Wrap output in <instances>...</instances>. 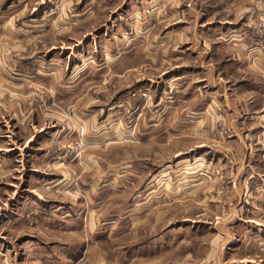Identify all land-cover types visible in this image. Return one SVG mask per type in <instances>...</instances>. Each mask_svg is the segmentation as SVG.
Here are the masks:
<instances>
[{
    "label": "rangeland",
    "instance_id": "374dc122",
    "mask_svg": "<svg viewBox=\"0 0 264 264\" xmlns=\"http://www.w3.org/2000/svg\"><path fill=\"white\" fill-rule=\"evenodd\" d=\"M193 1L0 0L12 19L0 34L1 65L33 62L23 86L0 79V102L21 104L24 115L0 120V264L245 258V214L230 198L232 179L249 175L236 166L244 154L223 138V121L197 136L167 98V75L195 58L193 39L171 52L167 18L198 31L203 11ZM14 29L24 41L10 38ZM45 67L60 84L42 80ZM35 108L47 115L43 128L25 118Z\"/></svg>",
    "mask_w": 264,
    "mask_h": 264
},
{
    "label": "crops",
    "instance_id": "0c3cea01",
    "mask_svg": "<svg viewBox=\"0 0 264 264\" xmlns=\"http://www.w3.org/2000/svg\"><path fill=\"white\" fill-rule=\"evenodd\" d=\"M194 2L196 3V0ZM197 2L198 12L203 11L201 19L199 18L197 22L200 28H195L198 31L189 32L191 23L183 26L184 20L180 23L179 19H174L172 16L167 18L169 29L166 33V41L172 42V53L177 48L174 44L176 41L184 43L195 40L186 49L195 57L194 65L184 66L186 70L178 74L167 75L168 80L165 85L169 91L167 98L170 100L171 110L177 109L176 114L182 116L180 121L191 124L192 128L197 126V136L199 131L204 133L205 137L210 136L216 131L214 128L219 119L223 121V126H226V135H223V138L235 145L236 152L244 154V160L239 158L236 166L238 169L245 167L249 175L242 180L241 175L237 174V177L232 179L234 192L230 198H233L231 202L234 212L238 213V216L242 212L245 214L244 230L249 237L247 239L249 247L246 249L245 258H238L239 261L236 263L256 264L260 261L264 264L258 255V252H264V172H260V170L264 171L262 154L264 146H257L261 139L264 140V62L249 55L242 47L241 39L251 31L253 17L264 11V1L261 0L259 3L258 0H198ZM193 3L191 2L190 5ZM167 4L173 6V0H168ZM200 5L203 6V10ZM8 10L10 9L7 6L0 9V34L6 24L12 20L8 18L10 15ZM172 15L174 16L173 13ZM179 27L182 28L183 33L179 32L181 29ZM26 37V33L19 29L11 31L10 38L14 40L24 41ZM14 47L20 49L18 44ZM21 48L26 50L28 45L25 44V49L21 45ZM180 51L185 53L184 50ZM3 54L0 52V58L2 57L4 61L6 57ZM175 58L176 56H170L171 60ZM7 66L4 67L0 63V79L6 81L9 87L23 86L25 84L23 77L30 73L33 62L27 58L9 63ZM176 66L177 64H172L171 71ZM13 70L16 76H9L7 72ZM48 70L44 68L42 80H48L53 85L60 84L56 73ZM67 87H70L67 88L70 91L74 89L72 85ZM27 112L25 118L36 125L35 127L45 126L47 118L45 113H40L37 108ZM21 115V104L6 105L0 102V120L15 121L19 120ZM48 116L53 123L55 120L59 121L57 114H48ZM194 131L195 129H191L192 133ZM26 140L30 143L32 134L25 138ZM1 141L0 137V146ZM236 245L240 248L241 241Z\"/></svg>",
    "mask_w": 264,
    "mask_h": 264
},
{
    "label": "built area",
    "instance_id": "2783aa9c",
    "mask_svg": "<svg viewBox=\"0 0 264 264\" xmlns=\"http://www.w3.org/2000/svg\"><path fill=\"white\" fill-rule=\"evenodd\" d=\"M251 31L243 35V48L254 58L264 62V11L255 15L251 21Z\"/></svg>",
    "mask_w": 264,
    "mask_h": 264
}]
</instances>
